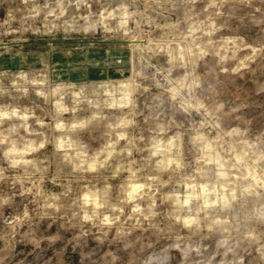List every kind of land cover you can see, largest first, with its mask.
Segmentation results:
<instances>
[{
	"label": "rangeland",
	"instance_id": "obj_1",
	"mask_svg": "<svg viewBox=\"0 0 264 264\" xmlns=\"http://www.w3.org/2000/svg\"><path fill=\"white\" fill-rule=\"evenodd\" d=\"M0 264H264V0H0Z\"/></svg>",
	"mask_w": 264,
	"mask_h": 264
}]
</instances>
